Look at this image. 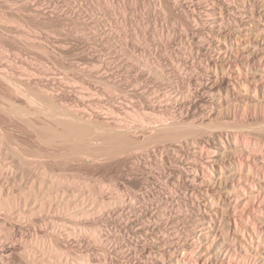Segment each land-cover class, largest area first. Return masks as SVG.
<instances>
[{
    "label": "bare ground",
    "instance_id": "1",
    "mask_svg": "<svg viewBox=\"0 0 264 264\" xmlns=\"http://www.w3.org/2000/svg\"><path fill=\"white\" fill-rule=\"evenodd\" d=\"M206 1L207 12L205 10L206 13L204 14H207L208 19L206 18L207 21L203 22L202 27L207 30V26H209L210 33L208 32V36L213 39L210 57L215 62L212 64L210 60L212 66L207 63L210 67L209 70H206L207 74L209 72L207 75L208 84L206 83L207 86H210L209 101L202 105V108L194 115L191 114V118L187 116L188 118L184 119L182 118L183 115L178 117L175 114L168 120H163L157 115L158 117L154 121L152 120L151 124L141 130H137L135 126L127 125L128 122L127 124L121 122L118 118L106 121L105 116L102 115L103 112L96 117L92 116V118L91 113L86 112L84 106L83 111L79 109L80 106L79 108L64 105L56 106L55 101H53L56 99L50 91L48 92L47 89L43 88L44 86L34 89L32 84L30 85L31 81L28 82L30 80L28 76L27 81L26 76L25 78L16 76V74L8 71L9 65L2 60L4 56L0 59V86L7 91L3 93L4 91L0 90V100H2V102L0 101V114L4 117H1L2 121L5 124H10L8 120L11 123L12 120L16 121V123L13 121L16 125L19 123H23L22 125L30 124L32 129L27 125L24 126L29 127V130L34 128L33 133L36 131L38 134L36 139L42 141L43 144L45 143L44 145H54L53 147L58 145L57 148L62 145L60 149H65L62 152L66 151V153L61 155V151L58 152L64 158L60 166H64V163H68L70 159L85 163L84 161L93 158L94 153L99 151H108L109 153H107L112 156L117 153L129 155L139 150L147 152L152 145L161 144L165 148L168 160L171 161L169 163L179 170L187 180L189 187H191V197L194 200L189 201L190 205L185 204L183 210H174L167 205H157L158 207L153 211L144 212L140 218L135 217L136 224L133 226L137 229L136 232L141 233L137 237L141 236L142 242L134 240L135 242H132L133 249L130 246L129 252H121V257L126 261V263L121 261V264H166V257L171 259V264H209L206 263L207 257L211 255L212 251H219L223 247V240L232 243L234 256L240 254L238 257L240 262H245L249 256L254 257V255V261L258 262L264 259V230L262 227L264 221V0H196L195 2L200 4V2L205 3ZM171 2L177 5V0ZM194 20L192 18V21ZM195 21L194 26L198 27V22ZM9 38L11 37L9 36ZM22 45L24 44L22 43ZM205 68L207 69V67ZM221 74V77L226 76L229 79V81L227 80L229 84H227L230 85L228 89L230 88L232 91V98L229 95L230 90L225 89V92H222L223 88L217 87L216 89L219 91L213 88L215 84L219 83L218 79ZM25 85L32 87L33 90L30 89L29 91L28 87L25 89ZM23 88L28 89V91L26 92ZM37 97L39 100L41 99L40 102L46 104L44 109L40 106L42 110L36 106L35 99ZM23 101L24 103H22ZM23 104H29L32 107L34 104L36 113H39L38 110L42 112L44 110L42 119L46 116V120H44L48 123H43L44 120H42L41 124L39 121L37 124L39 126L36 127L35 123L33 122V124L29 120L38 117V115L33 117L35 112L29 111L31 106L26 109V105L23 106ZM28 115L33 118L26 119L29 118ZM5 118H7L6 122ZM3 124L1 126H5ZM227 127L230 128L229 140H225V134L218 131ZM5 131L4 127H0V264H15L17 257L26 259L28 261L26 264H40L42 261H50L51 258L55 257L65 258L66 261H69L72 257L70 252L73 253V251L69 252L66 249L68 241L72 242V238H77L78 244L85 242L82 239L83 236L80 235L82 232H78V234L75 230L79 224L74 222L80 219V221L86 220L91 214L88 211L89 208L86 209L84 205L85 201L89 199H87L85 191V188L88 187L86 186L88 181L78 183L79 180H77L78 182L75 183L73 180L71 183V180V182H65L62 177L51 175L49 171L55 170L47 168L49 166L46 167L48 162L46 163L45 159L49 156L53 157L56 153L50 152L53 156L48 153L49 156H44L45 159H42V154V157L39 156L40 151L35 154L36 156L34 154L28 155L23 150L24 148L13 146L12 140L7 138L11 143L6 141ZM140 136H143L142 140L139 138ZM211 139L214 141L213 144L210 143ZM15 143L17 145V142ZM15 143L13 144L15 145ZM182 143L185 145V151L182 150ZM18 146L21 145L18 144ZM51 150L54 151L53 148ZM60 155L56 157L59 158L58 160L61 159L58 157ZM133 157L132 155L129 157L132 163L136 156ZM55 160L53 159V161ZM36 171L39 173L37 180L34 178L36 173L33 174ZM47 171L50 173L49 177H47ZM32 176L34 177L31 179ZM150 177L157 183V176ZM27 179H31V181L27 182ZM45 179H48L49 182H46ZM38 183H47L48 192H45L47 193L45 196L42 194L44 190H41L42 187L39 188L40 185L38 187ZM151 184L153 185V183ZM146 185L148 186L142 187L144 190L150 187L149 184ZM175 188L179 190L177 186ZM52 189L55 190V195H52L53 192L50 193ZM140 191L133 192V198L131 197L133 203L146 199L143 197L144 192ZM223 192L230 196L231 201L228 207L231 209L230 215L234 221L229 239L226 236L225 227L218 230L211 224L208 225V228L204 225L205 214L213 213L214 216H221V221L224 219L227 211L224 209L226 204L221 199ZM121 195L117 194L114 200L112 199L108 203L98 204L97 209L103 210L115 202H121ZM58 197L64 199L59 208L61 207L64 213L62 215L67 225L64 224L62 231L59 230L61 231L59 236L56 235L58 228L56 231L51 229L52 233L49 234V239L42 237V235L40 238L38 237L39 234L34 233L33 236L37 238L36 240L40 239L37 241L40 249L35 251L33 250L35 247L30 248V240V243L27 241L32 232L30 234V230L25 229V227L30 224L28 227L34 226L35 228L38 224V216L44 212L47 206L53 209V201ZM151 201L153 202V199ZM148 206L144 211L147 210ZM203 207L204 209H202ZM94 212L96 213V211ZM122 222L124 223V221ZM6 223H10L9 228L6 227ZM97 224L90 232L95 242L101 241L103 237L102 229ZM81 229L83 232L85 231L82 226ZM57 236L64 240L63 243L61 242V246L55 239ZM85 236L84 238L87 237ZM111 239L113 237L108 236L104 242H109ZM203 246L207 251L203 249ZM62 247L66 250L64 251ZM54 254L56 256H53ZM75 255L78 264H90L92 256L88 253ZM191 255L194 256V259L187 262L186 257H191ZM257 256L260 259L256 260ZM137 258L139 262H135Z\"/></svg>",
    "mask_w": 264,
    "mask_h": 264
},
{
    "label": "rangeland",
    "instance_id": "2",
    "mask_svg": "<svg viewBox=\"0 0 264 264\" xmlns=\"http://www.w3.org/2000/svg\"><path fill=\"white\" fill-rule=\"evenodd\" d=\"M158 1L0 0V59L4 56L5 58L3 57L2 60H4L5 64L9 65L8 71L16 74V76H23L24 78L26 76V81L30 79L28 82L30 83L31 81L30 85L32 84L31 86L34 89L44 86L43 88L47 89L48 92L50 91L54 99H56L53 100L56 106L64 105L78 108L80 106L81 108L79 109L82 111L84 106L85 111L89 114L91 113V117H96L103 112L102 115L105 116L106 121L118 118L121 122H126L125 124L128 122L127 125L135 126L137 130L146 128L158 116L163 120H168L175 114L178 117L180 115L182 117L183 115L182 118L184 119L187 116L191 118V114L194 115L202 108V105H205L209 101L210 86H207V75L209 72L207 74L206 70L210 69V60L212 64L215 62L210 57L213 39L208 36L209 26H207L208 31L202 27L204 25L203 22L205 23L208 19L207 14H204L207 12L205 5L207 1L197 4L196 0H177V5H174L171 2L172 0ZM187 15L189 16L187 17ZM192 18L196 20H194L196 23L198 22L199 29L194 26ZM202 38L203 40H200ZM35 75L38 77L36 78ZM221 76L222 74L218 79L219 83L215 84L213 88L216 91H219V89H216L217 87L223 88L221 91L225 92V89L230 87L228 85L229 79L226 76ZM25 86L26 89L28 86ZM32 87H28L29 91L30 89L31 91L33 90ZM25 89L23 88V90ZM28 89L25 91L27 92ZM0 90H3V93L7 92L1 86ZM228 90H230L229 95L232 98V91L230 88ZM26 92L25 94H27ZM40 100L38 97L35 99L36 106H39L38 109L41 107L44 109L46 104L40 102ZM0 101L2 102V100ZM25 105L23 104L26 109H29L31 106L32 109L30 108L31 110L29 109V111L33 110L32 113L35 112L32 115L33 117L34 115H38V117L29 120L32 123L34 122L35 124H33L38 127V122L40 121L39 123L41 124V121L46 117L44 116L42 119L44 110L42 112V108L41 110L36 109L39 112L36 113L34 111V104L33 107L29 104ZM93 108L95 109L93 110ZM1 117L4 118L0 114V127L6 129L4 132L5 139L12 140V143L8 139L6 141L10 142L13 146L22 147L21 149L24 148L23 150L28 155H35L40 151L38 154L39 156L42 154V159H45L44 156L46 157L48 153L49 155L56 153V156L52 155L53 157H51L48 155L49 158L45 159L46 163L48 162L46 167L49 166L47 168L55 170L51 172L49 169L51 175H58L65 182L72 181L71 183H73V180L75 183L78 182L77 180H79L78 183L88 181L86 182V186L88 187L85 188V191L87 199H89L85 201L84 205L86 209L89 208L88 211L91 214L89 213L90 215L86 220L80 221V219L74 222L79 224L75 227V230H77V233L82 232L80 235L83 236L82 239L85 242L78 244L77 238H72V242L68 241L66 249L69 252L73 251V253L70 252L72 257H70L69 261H66L65 258L60 259L55 257L51 258L50 261H42L40 264H45L46 262V264H51V262L52 264H78L75 260V254L81 253H88L93 257V259L92 257L90 259V264H121V261L126 263L125 259L121 257V252H129L132 248V242H135L134 240L142 242L141 236L137 237L140 232H136L137 229L133 226L136 224V218L142 217L143 215L141 214L144 212L153 211L161 205H167V207L174 208V210H183L185 204L190 205L189 201L194 200L191 197V187H189L187 180L179 170L169 163L171 161L168 160L165 148L161 144L152 145V147L148 148L147 152L139 150L136 151L138 153L132 152L129 155L117 153L112 156L108 154V151H99L94 153L93 158L84 161L85 163L75 161L74 159L71 161L70 159L68 160L69 164L64 163V166H60L62 165L61 162L63 163L64 161L61 155L66 153V151L62 152L65 149H60L62 145L59 144L60 148H57L59 147L58 145L55 147H53L54 145H44L45 143L43 144L42 141L40 142V140L36 139L38 138V134L36 131L33 133L34 128L31 130L30 124H24L31 128L29 130V127L22 125L23 123L16 125V121L14 120H12V123L8 120L11 125L5 124ZM28 117L26 119L33 118L29 115ZM45 120L43 123H48ZM6 121L7 118H5ZM2 124L5 126H1ZM6 125L9 129L6 128ZM34 125L32 126L34 127ZM218 131L225 134V140L230 139V128L227 127ZM226 131L227 133H225ZM142 137L140 136L139 138L141 139ZM212 141L210 143L213 144L214 141ZM15 142H17V145ZM18 144L21 146H18ZM182 146V150L185 151L184 143H182ZM52 148L54 151L51 150ZM59 150L61 151V155L58 153ZM57 155H60L58 157L61 158V161L58 160L59 158H56ZM131 155L136 156L133 159V163L129 160ZM146 157L149 159H146ZM53 159L56 160L53 161ZM65 160L67 159L65 158ZM34 173L36 175H34L35 177L32 176L31 179L34 177L37 180L39 176L37 174L39 173L38 171ZM50 173L47 171V177L50 176ZM150 176H157V183ZM31 179H27V182L31 181ZM45 180L49 182L48 179ZM44 184L38 183V187L39 185V188L42 187L41 190H44L42 194L45 196L47 194L45 192H48V186L47 183ZM146 184L150 185L149 188L145 189L147 192L142 188L148 186ZM52 190L50 193L53 192L54 194L52 193V195H55V190ZM138 190H141L140 192L142 193L144 192L143 197L148 200L144 198L145 200L143 201L142 197L140 202L138 200L133 203V192ZM117 194H122L120 198L121 202H115V204L103 210L97 209L98 204L114 200ZM58 198L53 201V209L47 206L44 212L38 216V224L35 228L34 226L28 227L30 224L25 227V229L30 230V234L32 232L30 236L32 238L29 239L30 237H28L27 241L29 242L30 240V248L35 247L33 248L35 251L40 249L37 245L39 243L37 241H40V239L36 240L37 238L33 236L34 233L39 234L38 237L40 238L49 239L53 229L56 231L58 228L56 235H61V229L66 224L64 222L65 219H63L64 213L61 207L59 208L64 199ZM152 199L153 202L151 201ZM221 199L226 204L224 209L227 213L224 215V219L221 221V216H214L213 213L205 214L204 225L208 228V225L211 224L218 230L221 227H225L226 236L229 239L231 228L234 226L233 217L230 215L231 209L228 207L231 200L229 194L226 192L221 193ZM145 204L149 205L148 207L151 209L147 207V210L144 211L147 206ZM96 224L100 225L103 237L101 241L95 242L90 232ZM6 225L7 228L10 227V223H6ZM81 226L85 229L84 232ZM262 227L264 230V221ZM84 235L87 237L85 236L86 238H84ZM58 236L55 239H57L58 245H60L64 240L58 238ZM108 236L113 237L115 241L111 239L109 242H104ZM222 246L219 251L215 250L211 252V255L207 257L206 263L264 264V259L258 262L254 261L255 255L254 257L249 256L245 262H240L238 260L240 254L234 256L233 245L230 241L223 240ZM62 248L64 249V247ZM203 249L206 250L204 246ZM153 251L156 252L154 249ZM53 256L56 255L54 254ZM230 257L232 259H229ZM193 259V255L186 257L187 262ZM258 259L260 258L257 256L256 260ZM25 260L17 257L15 258V264H23L24 262L26 264L28 261ZM170 260L166 257L165 263H170ZM135 262H139V259L137 258Z\"/></svg>",
    "mask_w": 264,
    "mask_h": 264
}]
</instances>
